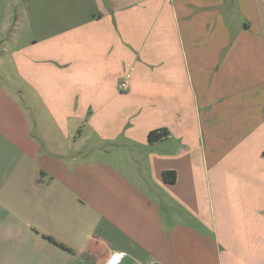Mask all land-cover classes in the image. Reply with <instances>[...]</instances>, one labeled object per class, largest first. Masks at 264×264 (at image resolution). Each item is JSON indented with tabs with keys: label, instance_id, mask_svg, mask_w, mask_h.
Returning a JSON list of instances; mask_svg holds the SVG:
<instances>
[{
	"label": "crops",
	"instance_id": "crops-1",
	"mask_svg": "<svg viewBox=\"0 0 264 264\" xmlns=\"http://www.w3.org/2000/svg\"><path fill=\"white\" fill-rule=\"evenodd\" d=\"M115 252L264 264V0H0V264Z\"/></svg>",
	"mask_w": 264,
	"mask_h": 264
},
{
	"label": "built area",
	"instance_id": "built-area-1",
	"mask_svg": "<svg viewBox=\"0 0 264 264\" xmlns=\"http://www.w3.org/2000/svg\"><path fill=\"white\" fill-rule=\"evenodd\" d=\"M123 86H125V83L122 84ZM124 253L122 252H115L112 253L109 256V259L106 261V264H120L121 260L124 258Z\"/></svg>",
	"mask_w": 264,
	"mask_h": 264
},
{
	"label": "trees",
	"instance_id": "trees-1",
	"mask_svg": "<svg viewBox=\"0 0 264 264\" xmlns=\"http://www.w3.org/2000/svg\"><path fill=\"white\" fill-rule=\"evenodd\" d=\"M164 134H165V132H160L159 134L152 132V133L150 134V137H151V139H153V138H156V137H161V136H163ZM51 239H53V238H51ZM53 240H54V239H53ZM60 245L65 246V245L62 244V243H60Z\"/></svg>",
	"mask_w": 264,
	"mask_h": 264
},
{
	"label": "rangeland",
	"instance_id": "rangeland-1",
	"mask_svg": "<svg viewBox=\"0 0 264 264\" xmlns=\"http://www.w3.org/2000/svg\"><path fill=\"white\" fill-rule=\"evenodd\" d=\"M29 7V6H28Z\"/></svg>",
	"mask_w": 264,
	"mask_h": 264
}]
</instances>
